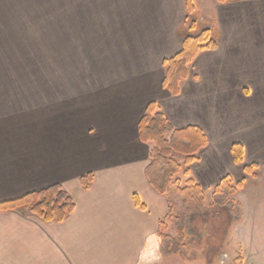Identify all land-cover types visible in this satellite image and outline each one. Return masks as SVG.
Here are the masks:
<instances>
[{
  "label": "crops",
  "instance_id": "0c3cea01",
  "mask_svg": "<svg viewBox=\"0 0 264 264\" xmlns=\"http://www.w3.org/2000/svg\"><path fill=\"white\" fill-rule=\"evenodd\" d=\"M191 1L196 24L188 30L186 0H119L121 63L105 70L97 112H79V93L71 92L63 104L0 117V201L58 184L75 203L61 222L28 207L0 210V264H146V237L169 214L166 196L145 175L150 145L138 137L150 101L176 128L205 134L189 165L203 190L226 175L242 180L232 196L241 215L221 264H264V0ZM203 29L217 46L195 56L172 95L162 87L163 60ZM234 143L242 146L241 163L233 160ZM245 165H257V176ZM87 173L93 179L84 187Z\"/></svg>",
  "mask_w": 264,
  "mask_h": 264
},
{
  "label": "rangeland",
  "instance_id": "374dc122",
  "mask_svg": "<svg viewBox=\"0 0 264 264\" xmlns=\"http://www.w3.org/2000/svg\"><path fill=\"white\" fill-rule=\"evenodd\" d=\"M119 8V0H0V117L63 104L60 98L71 92L79 93V112H97L96 99L110 74L105 70L121 63ZM94 89L102 94L95 97ZM173 157L183 163L180 154ZM178 177L183 185L186 177ZM202 192L188 198L172 192L173 208L146 264H221L226 259L233 223L227 226L219 213L206 214L202 222L201 213L213 203V187ZM232 196L216 198L227 202Z\"/></svg>",
  "mask_w": 264,
  "mask_h": 264
},
{
  "label": "trees",
  "instance_id": "16d2710c",
  "mask_svg": "<svg viewBox=\"0 0 264 264\" xmlns=\"http://www.w3.org/2000/svg\"><path fill=\"white\" fill-rule=\"evenodd\" d=\"M216 1L223 3L227 0ZM186 6L188 15L192 14L194 12L192 1L186 0ZM195 24V20L192 19L188 30L194 29ZM216 46L217 41L210 36L208 29H203L196 35L186 34L181 50L163 60L162 87L172 95H177L180 82L187 78L189 65L195 56L202 50L214 49ZM137 131L139 140L150 145L149 163L145 168L146 178L155 191L166 196L169 212L173 208L172 192H176L184 198L201 196L202 188L190 176L189 165L198 160V151L207 144V138L203 131L195 126L176 128L159 111L155 101L146 104L144 112L137 122ZM173 153L183 156L182 164L173 157ZM231 154L235 163L242 162L243 149L240 144L234 143L231 146ZM256 168L257 165H245L243 170L247 175L256 177L257 173L254 171ZM179 174L186 177L183 185L180 183ZM92 179L93 174L87 173L81 176L80 181L84 187H87ZM241 186L242 180L233 183L229 175L224 176L213 187V203L210 210L207 209L201 213L202 222L206 220L205 215L209 213L213 216L218 213L222 215V218L227 220V226L236 222L241 215L239 204L233 199H228L226 202L223 201V198H216V196L219 194L233 195ZM134 204L138 208H144L137 197H134ZM20 207H28L32 214L46 222H61L74 210L75 203L72 197L58 184L28 192L15 199L0 201V210ZM232 212H235V216ZM163 223V220L159 222V231L164 227ZM158 234L162 236V232ZM154 241L155 236L146 237L143 256H146L150 251V246L154 244Z\"/></svg>",
  "mask_w": 264,
  "mask_h": 264
}]
</instances>
